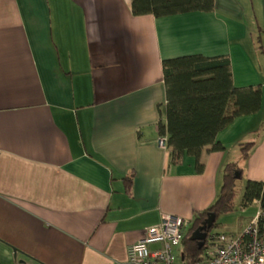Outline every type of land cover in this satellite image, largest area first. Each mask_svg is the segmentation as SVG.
<instances>
[{"label": "crops", "instance_id": "1", "mask_svg": "<svg viewBox=\"0 0 264 264\" xmlns=\"http://www.w3.org/2000/svg\"><path fill=\"white\" fill-rule=\"evenodd\" d=\"M245 14L241 0L164 17L133 15L131 0H0V264H125L163 214L185 233L227 163L242 191L264 181V69ZM190 54L228 56L233 84L260 85L262 104L217 133L223 148L171 164L162 61ZM258 207L218 231L237 233Z\"/></svg>", "mask_w": 264, "mask_h": 264}, {"label": "trees", "instance_id": "2", "mask_svg": "<svg viewBox=\"0 0 264 264\" xmlns=\"http://www.w3.org/2000/svg\"><path fill=\"white\" fill-rule=\"evenodd\" d=\"M213 8L214 0H131L133 15L164 17L210 12ZM257 42V49L262 53L260 36ZM162 72L166 102L161 109L165 120L159 122L158 133L166 137L165 147L171 164L180 162L185 153L198 158L206 146L223 148L216 139L217 133L235 117L254 114L261 108V86L236 87L228 56L190 54L168 58L162 61ZM250 146L251 143L241 144L243 158L248 156ZM201 168L199 164V170ZM241 178L242 169L237 163L231 162L224 166L221 187L215 201L195 213L183 235L179 254L183 263L192 264L203 259L208 239L199 247L191 235L209 212L215 214L216 220L207 233L210 236L214 234L212 229L220 226L217 222L219 215L232 212L235 208ZM242 192V207L257 200L264 210V181L247 179Z\"/></svg>", "mask_w": 264, "mask_h": 264}, {"label": "built area", "instance_id": "3", "mask_svg": "<svg viewBox=\"0 0 264 264\" xmlns=\"http://www.w3.org/2000/svg\"><path fill=\"white\" fill-rule=\"evenodd\" d=\"M159 141L165 145L166 137ZM187 224L180 216L163 214L159 223L147 227L144 236L128 247L125 264H178L175 251L181 246ZM212 233L207 235L203 259L192 264H264V210L260 203L237 233Z\"/></svg>", "mask_w": 264, "mask_h": 264}, {"label": "rangeland", "instance_id": "4", "mask_svg": "<svg viewBox=\"0 0 264 264\" xmlns=\"http://www.w3.org/2000/svg\"><path fill=\"white\" fill-rule=\"evenodd\" d=\"M245 9L246 14L243 17L242 25L245 29V34L243 36V43L247 48H250V51H253L252 55L255 58L256 64L259 67L264 69V16H263V5L262 0H241ZM256 19L258 23L256 24ZM260 28V29H258ZM260 36L261 38V45H262V53L257 49V37ZM248 45V46H247ZM240 184V183H239ZM242 188V186H241ZM242 189L239 190L237 197L235 198V208L232 212L220 214L218 217V223L221 224L220 226H216L212 229V231L218 230H227L234 228L235 220L241 219L245 216L244 211L239 204L241 199ZM231 233V232H229ZM180 248H177L175 251V261L176 263L180 264L182 262L180 258Z\"/></svg>", "mask_w": 264, "mask_h": 264}, {"label": "water", "instance_id": "5", "mask_svg": "<svg viewBox=\"0 0 264 264\" xmlns=\"http://www.w3.org/2000/svg\"><path fill=\"white\" fill-rule=\"evenodd\" d=\"M215 220H216L215 214L209 212L206 218L202 221V223L192 233L191 238L198 242L199 247H201L204 244L208 235L207 229L212 228Z\"/></svg>", "mask_w": 264, "mask_h": 264}]
</instances>
